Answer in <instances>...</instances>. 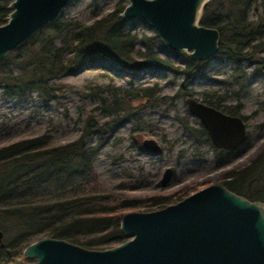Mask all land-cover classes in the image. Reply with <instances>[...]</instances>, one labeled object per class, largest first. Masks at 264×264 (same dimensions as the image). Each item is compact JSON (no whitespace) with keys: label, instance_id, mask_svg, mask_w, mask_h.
<instances>
[{"label":"trees","instance_id":"1","mask_svg":"<svg viewBox=\"0 0 264 264\" xmlns=\"http://www.w3.org/2000/svg\"><path fill=\"white\" fill-rule=\"evenodd\" d=\"M11 0H0V26L6 22L7 6ZM124 0H117L107 14L94 18L86 25L60 14L53 22L39 29L32 37L10 51L0 60V88L5 95L25 98L35 93L41 103L56 99L66 87L53 83L93 60L107 61L133 79L145 68L161 69L172 76H182V82L172 97H158L155 84L150 87H96L91 94L97 98L95 106L83 121L79 137L64 146H49L47 134L8 144L0 148V264L15 257L29 243L49 238L61 240L92 251L104 250L123 242L118 232L121 211L137 206L134 202L107 205V196L84 195L36 201L47 187L65 188L84 179L95 182L92 158L97 146L110 131L135 113L155 109L174 99L193 97L185 88L201 78L206 62H193L181 56L179 69L152 50L158 39L153 35L138 39L124 32L120 17ZM259 12L248 19L255 6ZM94 13V11L92 12ZM199 24L218 33L217 52L209 60L224 58L239 70L242 63L253 65V76L264 81V0H210L203 8ZM105 96L102 97L101 95ZM225 97L203 94L201 103L228 116L240 115L241 105L223 106ZM94 112L109 118L98 124ZM185 131L198 134L201 143L208 144L204 130L183 124ZM96 138V147L86 142ZM245 143L242 145L244 146ZM135 146L141 151L138 139ZM220 162L229 152L216 151ZM220 185L250 202L264 203V146L244 167L227 172ZM74 187V186H73ZM77 193V191H75ZM172 197L150 198L146 208L159 210L170 204ZM30 262V261H27Z\"/></svg>","mask_w":264,"mask_h":264},{"label":"rangeland","instance_id":"2","mask_svg":"<svg viewBox=\"0 0 264 264\" xmlns=\"http://www.w3.org/2000/svg\"><path fill=\"white\" fill-rule=\"evenodd\" d=\"M116 2L71 0L60 14L63 18L89 25L94 18L112 11ZM258 12L256 5L248 12V19H254ZM123 29L138 39L135 44L137 50L141 49L139 39L142 36H153L152 29L137 19L124 21ZM152 50L173 67L183 68L181 56L168 51L159 40L153 44ZM111 67L110 71L101 67L90 68L53 80V83L66 88L49 103H41L35 93L18 98L5 95L0 88V148L42 134L50 137L51 147L73 142L79 137L87 114L98 105L97 98L91 94L96 87L124 88L129 83L150 87L155 84L158 97H172L182 82V76L174 77L164 70L145 68L135 78L129 79L117 66ZM253 72V65L248 63H242L234 72L233 65L224 58L219 61L212 59L207 61L201 78L193 80L185 88L198 101L202 100L203 94H212L225 97L223 106L241 105L240 115L245 117L247 140L244 146L229 152L226 159L218 162L221 155L210 142L201 143L198 134L192 135L184 130L183 124L193 129H197L199 124L188 114L183 100L177 98L170 104L166 102L155 109L137 112L110 131L92 158L95 182L80 179L62 189L47 187L37 194L36 201L100 195L109 198V206H116L119 202L137 204L119 213L123 215L153 211L146 208L150 198L172 197L169 205H173L208 186L220 185L227 172L244 167L264 146V81L261 77H254ZM93 115L98 124L109 120L97 112ZM135 138L139 144L143 139L155 141L159 154L151 156L143 153L142 149L137 150ZM96 142V138L91 137L86 146L96 147ZM165 169H171L172 176L162 188L159 181ZM126 240L123 238V242Z\"/></svg>","mask_w":264,"mask_h":264},{"label":"water","instance_id":"3","mask_svg":"<svg viewBox=\"0 0 264 264\" xmlns=\"http://www.w3.org/2000/svg\"><path fill=\"white\" fill-rule=\"evenodd\" d=\"M71 0H11L0 26V60L39 29L53 22ZM210 0H124L123 21H144L170 52L193 62H206L217 52L218 33L199 24ZM112 63L93 60L66 74ZM161 70V69H160ZM217 150L231 152L247 140L245 122L207 106L194 97L183 99ZM143 153L157 156V143L143 139ZM172 176L165 169L164 188ZM118 232L127 240L92 251L49 238L35 240L6 264H264V203L250 202L219 184L179 202L145 213H125ZM2 234L0 232V246ZM30 261V262H27Z\"/></svg>","mask_w":264,"mask_h":264}]
</instances>
